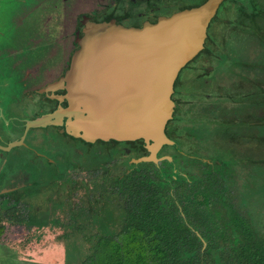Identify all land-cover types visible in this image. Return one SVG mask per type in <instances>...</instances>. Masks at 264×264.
<instances>
[{
	"label": "rangeland",
	"instance_id": "obj_1",
	"mask_svg": "<svg viewBox=\"0 0 264 264\" xmlns=\"http://www.w3.org/2000/svg\"><path fill=\"white\" fill-rule=\"evenodd\" d=\"M99 1L107 3L108 12L114 8L120 15L121 4ZM185 1L200 4L206 0ZM95 5L103 4L90 0H0V207L17 209L12 215L21 214L24 220L3 222L0 264H73L83 251L79 234L66 241L57 239L76 221L73 210H90L91 216L78 222L117 225L120 211L115 206L108 210L100 207L107 200L95 202L99 193L95 186L116 179L149 156L147 146L141 144L95 139L90 125L81 126L73 135L72 129H67L73 116L31 127L26 134L23 131L28 121L48 117L54 113L52 109L60 112L69 107L41 102L43 93L38 90L54 82L56 73L49 77L34 74V70L51 59L46 64L57 72L55 65L71 48L80 14ZM218 15L203 41L206 50L178 75L182 95L174 96L172 112L175 105L178 108L174 121L166 123L167 139L171 145L179 142L181 153L227 155L236 164L241 186L264 189V0H224ZM147 24L138 30H145ZM116 31L115 26L91 30L87 45L101 49L116 45L118 41L115 44L116 37L111 35ZM119 39L131 42L133 37L121 35ZM97 80L90 82L95 85ZM76 88V96H80L83 86ZM84 98L95 99L92 95ZM174 152L164 146L156 156L170 160ZM248 210L257 211L255 215L264 223V206L257 203ZM67 251L73 253L70 259Z\"/></svg>",
	"mask_w": 264,
	"mask_h": 264
},
{
	"label": "trees",
	"instance_id": "obj_2",
	"mask_svg": "<svg viewBox=\"0 0 264 264\" xmlns=\"http://www.w3.org/2000/svg\"><path fill=\"white\" fill-rule=\"evenodd\" d=\"M235 165L227 155L188 153L139 162L95 186V202L104 198L100 207L120 211L117 225L78 222L91 214L75 209L76 221L57 239L79 234L83 251L73 264H264V223L248 210L264 206V189L241 186ZM16 210L0 207V237L6 220L24 222Z\"/></svg>",
	"mask_w": 264,
	"mask_h": 264
},
{
	"label": "water",
	"instance_id": "obj_3",
	"mask_svg": "<svg viewBox=\"0 0 264 264\" xmlns=\"http://www.w3.org/2000/svg\"><path fill=\"white\" fill-rule=\"evenodd\" d=\"M223 1L208 0L195 9L161 20L156 26L147 25L141 32L115 26L117 31L111 35L116 37V45L103 49L92 46L99 55L90 58L91 50L87 61L77 60L75 70L78 71L68 79L66 99L69 107L28 121L25 134L31 127L73 116L67 127L72 129L73 135L81 131V126L90 125L95 139H143L147 142L149 156L137 163L157 164L166 159L158 158L156 153L164 145L172 144L164 128L172 116L173 83L179 71L203 48L208 23ZM121 35H131L133 40L119 39ZM95 65L97 67H93ZM91 79H98L95 85ZM79 84L83 86V94L76 96ZM85 95L95 99L91 101L84 98ZM98 97L101 100L97 103Z\"/></svg>",
	"mask_w": 264,
	"mask_h": 264
},
{
	"label": "flooded vegetation",
	"instance_id": "obj_4",
	"mask_svg": "<svg viewBox=\"0 0 264 264\" xmlns=\"http://www.w3.org/2000/svg\"><path fill=\"white\" fill-rule=\"evenodd\" d=\"M112 1L114 4H116V3L121 4L120 9H119L121 11L120 15H116V13H115L116 9H114V8H112V12H108L111 10L109 9L110 7L107 5V3L106 4L101 3L99 0H90V2H97V3L103 4V5H101V6L95 5V6H93V8L89 12H84V13L80 14L81 16H80L79 20H77V24H76V30H75L76 36H75L74 40L72 41L71 48L69 50L70 52L67 51V49H66L64 55L62 54L61 61L59 62V64L55 65L58 67V69L56 68L57 72L54 69H49V67H48L49 65L47 66V64L50 62L51 59H49L46 62L47 64L43 63L42 65H40V67H38L37 69L34 70L35 71L34 74H38L39 72H41V74H43V76H49V77L52 76L53 71L56 73V79L54 80V82H51V83L45 85L40 90H38L39 93H43L42 98L44 100H41L42 103H45V100L49 101V102H51V101L55 102L57 104L56 108H61L62 106L68 105V100L66 99L68 79H69V77L73 78L74 73L76 71H78V70H75V64H76L77 60H78V62H80L79 60H82V59H83V61H87L89 58L88 56L90 55L91 50H92L93 55L90 58L96 57V54L99 55L96 52L97 50H93V48L91 49L90 46L87 45L88 38L91 39V37L89 36V31L92 30V32H94V31L99 30V28L101 26L102 27H111L112 25L117 26L121 29L132 28V29L138 30V29H140V26L144 22H148L147 25L156 26V25H158V23L161 20H169L174 15H177L178 13H182L184 11H190L192 9H195V8L203 5L208 0H206L200 4L187 2L185 0H173L176 2L173 4L170 3V0H167V2H165L164 0H156V1H154V0H128V1H126V0H112ZM84 2H86V0H84ZM163 2H165V3H163ZM222 3L218 7L215 15L212 17V19L208 23V26L206 29V37H205L207 39H208L210 29L213 27V24H214L216 18L219 16L218 11H219L220 7L222 6ZM141 4H144V5H142L143 7L141 8V10H137V6L141 5ZM126 5H128V6H126ZM177 7H181V8L178 10ZM186 8H188L190 10H188ZM171 9H174V12L171 13L170 12ZM132 12L134 13V16L131 14ZM101 17H102V19L100 20L99 18H101ZM114 20H115V23L113 22ZM50 50L53 51L55 49L50 48ZM203 50H206V47L204 46V44H203V48L199 51V53L193 59H191L179 71V73L184 68L188 67L187 65L194 63L195 60L198 59L199 55H201V53H202L201 51H203ZM66 51H67V53H66ZM68 52H69V55L67 57ZM83 61H81V62H83ZM43 65H45V66H43ZM41 70H43V72ZM179 73H178V75H179ZM178 75H177V77L173 83V89H172V95H171L172 104L173 103L175 104L174 96L176 94L182 95L181 86H179V87L177 86ZM27 76H30V74H27ZM210 76L211 75H209V77H208V75H207V78H211ZM176 104H177V102H176ZM177 108H178V106L175 105L174 110L172 112L173 114H172L171 118L168 120L169 123L174 121V119L176 117ZM55 110L58 111L57 109H52L50 111L56 112ZM1 128H3V126H1ZM8 128H9V126H8ZM10 128H11V131L12 130L14 131L17 128V125L11 126ZM56 129H58V128H56ZM166 129H168L167 125H165V128H164V133H165V136L167 137ZM25 130H26V124H25ZM25 130H23V131H25ZM1 135L2 134H0V136ZM1 141H2V138H0V143H1ZM132 141H138V143L141 144L142 146H144L145 148L148 144L143 139H136V140H132ZM129 143H131V142L129 141ZM164 146L175 147V149H173V150H175V152L173 154L176 153L178 156H179V154L184 155L187 153V152L181 153V151L179 150V142H177V141H174L173 145H164ZM164 158L168 159L167 157H164Z\"/></svg>",
	"mask_w": 264,
	"mask_h": 264
}]
</instances>
